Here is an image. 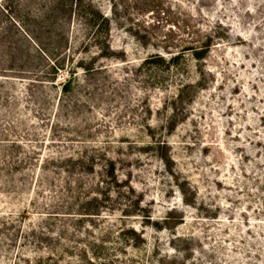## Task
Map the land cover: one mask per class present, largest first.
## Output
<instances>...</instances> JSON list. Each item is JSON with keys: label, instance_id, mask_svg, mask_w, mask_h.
Masks as SVG:
<instances>
[{"label": "rangeland", "instance_id": "rangeland-1", "mask_svg": "<svg viewBox=\"0 0 264 264\" xmlns=\"http://www.w3.org/2000/svg\"><path fill=\"white\" fill-rule=\"evenodd\" d=\"M0 264H264V0H0Z\"/></svg>", "mask_w": 264, "mask_h": 264}]
</instances>
